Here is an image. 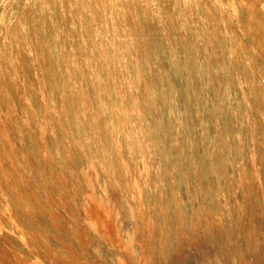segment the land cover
<instances>
[{"label": "rangeland", "instance_id": "374dc122", "mask_svg": "<svg viewBox=\"0 0 264 264\" xmlns=\"http://www.w3.org/2000/svg\"><path fill=\"white\" fill-rule=\"evenodd\" d=\"M10 1L0 0V8ZM138 2L151 11L145 16L151 27L142 26L133 36L150 50L138 51L137 64L147 59L155 81L148 83L146 70L138 78L151 97V109L139 116L126 102L131 68L117 61L112 105L130 121L133 117L131 124L109 128L120 139V154L89 151L87 145L102 136L95 129L83 134L84 148L65 164L49 165V145L41 141L39 162L27 134L38 125L23 126L17 105L0 131V144L12 135L14 162L28 166L27 174L17 177L10 172L11 160L0 158V264H264V132L250 135L252 124L263 118L250 105L264 102V78L256 70L252 79L260 88L249 85L241 51L233 47L236 36L249 41L240 11L252 6L254 17L264 21V0ZM182 3L191 7L185 24L179 20ZM217 11L235 23L234 31L221 28ZM101 20L95 38L104 42L107 16ZM262 54H250L256 67ZM14 72L21 79L22 70L14 67ZM50 166L54 179L47 190L38 172ZM241 166L257 176L256 187H247L252 198L244 192ZM226 179L236 190H226ZM20 184L48 207L50 218H40L27 200L16 207L7 202L6 193H17ZM213 198L243 206L240 216L224 218L228 238L221 245L197 224L195 214ZM148 216L162 232L147 240V258L136 234Z\"/></svg>", "mask_w": 264, "mask_h": 264}, {"label": "bare ground", "instance_id": "6f19581e", "mask_svg": "<svg viewBox=\"0 0 264 264\" xmlns=\"http://www.w3.org/2000/svg\"><path fill=\"white\" fill-rule=\"evenodd\" d=\"M237 7L232 5L233 9ZM180 8L179 20L185 24L191 17V7L182 3ZM251 11L252 6L246 7L245 12L240 11V15L246 18L245 33L249 41L246 43L236 36L233 47L241 51V65L249 85L258 90L260 87L254 83L252 75L257 70L264 78V58L256 67L250 54L254 50L264 53V21L255 18ZM149 12L138 0H11L9 4H3L0 8V43L3 44L0 52V131L11 121L9 119L17 105L23 126L29 123L38 125L36 132L27 134L33 142L32 155L39 162L42 160L41 141L49 145V165L65 164L77 149L84 148L83 134L95 129H99L102 136L87 145L89 151L95 155L102 150L119 153L120 139L111 135L109 128L127 124L126 121L131 124L133 117L130 121L129 115L118 114L112 105V99L117 98L113 90L116 87L117 61L131 68L126 85V102L136 108L139 116L151 109L149 90L146 84L138 82V78L145 70L149 73L148 83H153L155 76L147 59L137 64L138 51L149 54L150 50L139 45L133 37L142 26L151 27L145 20ZM95 14L99 18L94 17ZM106 16L105 41L100 42L95 38L97 25ZM215 16L221 28L233 30L236 26L220 11ZM119 38L123 43L119 42ZM14 67L22 70L21 79L17 78ZM106 76L107 84L104 86ZM137 83L140 84L138 87ZM250 106L254 113H263V118L251 126L250 135L254 137L260 130L264 132V102L260 99ZM11 136L6 135L0 144V158L11 160L10 172L23 177L28 166L25 162H14L15 157L12 159ZM51 166L49 170L38 172L40 184L47 190L54 179ZM239 172L245 184L244 192L252 198L247 187L252 190L256 187L255 171L241 166ZM3 173L0 171V181L4 178ZM224 187L230 192L237 188L231 179L224 181ZM19 188L15 190L17 193H6L8 203L16 207L27 200L40 218L51 217L48 207L37 195L23 192L21 184ZM146 209L148 207L140 212ZM196 211L197 224L221 245L228 238L224 218L240 216L243 206L238 202L221 204L213 198L204 201ZM234 227L237 231L241 230L238 223ZM161 232L149 216L140 226L136 238L147 258L150 257L147 240L159 236ZM250 239L251 236L247 238Z\"/></svg>", "mask_w": 264, "mask_h": 264}]
</instances>
